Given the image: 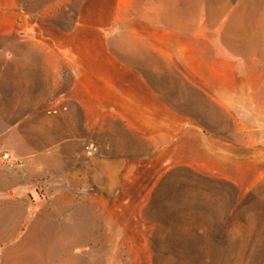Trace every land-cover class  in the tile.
Here are the masks:
<instances>
[{
  "label": "rangeland",
  "instance_id": "obj_1",
  "mask_svg": "<svg viewBox=\"0 0 264 264\" xmlns=\"http://www.w3.org/2000/svg\"><path fill=\"white\" fill-rule=\"evenodd\" d=\"M67 91L95 130L61 158L22 125ZM34 146L95 163L45 188ZM0 264H264V0H0Z\"/></svg>",
  "mask_w": 264,
  "mask_h": 264
},
{
  "label": "crops",
  "instance_id": "obj_2",
  "mask_svg": "<svg viewBox=\"0 0 264 264\" xmlns=\"http://www.w3.org/2000/svg\"><path fill=\"white\" fill-rule=\"evenodd\" d=\"M51 80H55L52 76ZM56 81V80H55ZM56 85V83H55ZM87 101L82 99L81 97H77L73 92L67 91L60 93L56 99L51 103L54 107H60L59 113L55 115H47L45 116L43 113L38 111L39 106L35 109H32V112L27 114L23 118V127L25 130L29 131L32 136L38 135L44 137L46 134L49 137L48 143L52 146L51 151L54 156L63 157L64 144L76 145L82 141L83 137H79L75 131L79 129H83L85 134L94 133L95 126L92 124L91 120L94 117L90 116L89 112L83 111V115L80 114L78 116L76 110L81 108L80 110H86ZM64 107V108H63ZM63 109V110H62ZM119 115L121 118L125 114L120 110ZM127 121V116H124ZM18 126V125H17ZM20 126V125H19ZM22 127V128H23ZM57 135L58 137H52ZM125 136L120 134V144L116 145L114 143V136L111 135L109 145L106 147V151L113 153L104 158L103 163L109 164H125V163H138L137 160H140L138 153L142 151L140 146L136 143L135 145H130V147L125 148ZM137 137V135H135ZM88 140V139H87ZM49 149H43V147H32L23 152V158H25V162L22 163V166L18 172H13L12 175L18 177L23 181H35L36 183L43 184L45 188L48 183V176H56L59 173L51 170L52 168L60 167H73L74 169H78V163H95L94 161H79L73 160L68 163H43L41 160L45 157L44 152ZM63 173V172H62ZM79 174V170L75 172V174ZM67 173H64L65 175ZM69 174H72L71 172ZM66 176V175H65ZM22 183V182H21ZM21 183H14L13 188L14 192H20L24 190V186Z\"/></svg>",
  "mask_w": 264,
  "mask_h": 264
},
{
  "label": "built area",
  "instance_id": "obj_3",
  "mask_svg": "<svg viewBox=\"0 0 264 264\" xmlns=\"http://www.w3.org/2000/svg\"><path fill=\"white\" fill-rule=\"evenodd\" d=\"M52 112L54 114L57 113V111H55V110L52 111ZM85 153H86L87 156L92 157V156H95L98 153V149L93 144H91V145H88V146L85 147ZM2 158L5 161H11V158H10V155L9 154H4L2 156ZM11 164H13V163H11Z\"/></svg>",
  "mask_w": 264,
  "mask_h": 264
}]
</instances>
